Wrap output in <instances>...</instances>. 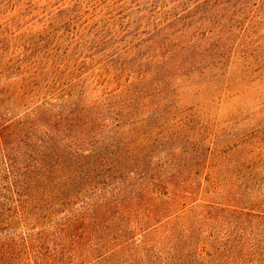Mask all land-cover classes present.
Instances as JSON below:
<instances>
[{"label": "rangeland", "instance_id": "rangeland-1", "mask_svg": "<svg viewBox=\"0 0 264 264\" xmlns=\"http://www.w3.org/2000/svg\"><path fill=\"white\" fill-rule=\"evenodd\" d=\"M21 123L76 154L3 190L54 264H264V0H0Z\"/></svg>", "mask_w": 264, "mask_h": 264}, {"label": "trees", "instance_id": "trees-1", "mask_svg": "<svg viewBox=\"0 0 264 264\" xmlns=\"http://www.w3.org/2000/svg\"><path fill=\"white\" fill-rule=\"evenodd\" d=\"M24 124L21 123L17 129L3 125L0 127V168L2 169L0 180L6 179L4 186H1L0 189V264H54L48 254L43 256L40 255L42 253L36 252V248L40 247L38 241H42V250H45V248L49 250L50 247L49 245L45 246L44 237H42L44 235L36 240L35 234L37 232L33 230V223L28 217L24 219L19 215L18 211L20 209L18 206L14 204L12 208L16 212L15 215L18 220H14V216H12L13 220L3 223V199L6 197L3 190L8 191L15 198L17 188L28 185L30 179H26V176L29 173L37 175L41 172L46 174L50 169L68 168V164L72 162L76 154L62 152L66 153L67 157L64 158L67 161H63V159L61 160L62 153H59L56 160L64 165L57 164L53 157L47 156L51 150L47 144L44 145L45 151L37 149L39 142L35 143V141L33 142L28 138L30 129L25 128ZM51 154L54 155V153ZM52 160L54 164L51 163ZM25 212L28 213V210L26 209ZM25 229H29V231L26 233ZM31 253L32 255H30ZM25 257H27L26 260ZM51 257H54V255H51ZM59 264H64V262L61 260Z\"/></svg>", "mask_w": 264, "mask_h": 264}]
</instances>
